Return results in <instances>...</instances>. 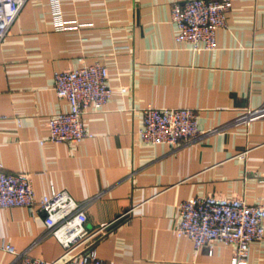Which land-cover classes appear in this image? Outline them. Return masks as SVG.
I'll return each mask as SVG.
<instances>
[{"label":"crops","instance_id":"crops-1","mask_svg":"<svg viewBox=\"0 0 264 264\" xmlns=\"http://www.w3.org/2000/svg\"><path fill=\"white\" fill-rule=\"evenodd\" d=\"M184 1L60 0L68 27L57 30L50 0H27L0 45V163L30 174L36 196L52 187L86 201V228L107 225L94 246L109 264H230L231 245L195 251L175 234L180 203L216 193L264 205V119L187 146L138 138L147 105L195 108L207 130L264 104V0H232L211 50L175 40L171 7ZM96 61L128 91L84 115L92 137L41 144L48 118L69 109L54 72ZM45 229L42 213L0 208V244L51 262L64 248ZM19 260L0 250V264ZM248 264H264V236Z\"/></svg>","mask_w":264,"mask_h":264},{"label":"built area","instance_id":"built-area-1","mask_svg":"<svg viewBox=\"0 0 264 264\" xmlns=\"http://www.w3.org/2000/svg\"><path fill=\"white\" fill-rule=\"evenodd\" d=\"M27 0H0V45ZM232 0H185L171 7V23L176 29L175 40L191 49L215 48L216 31L226 27V14ZM57 30L66 29L61 15L60 0H50ZM108 68L101 62L82 64L77 68L55 71L53 90L68 102L67 111L51 115L47 136L40 143H79L93 134L84 124V115L100 110L115 93L128 91L127 86L113 90L108 84ZM142 125L137 131L144 143L187 146L203 136L223 128L248 125L264 119V104L243 109L226 126L200 130L198 112L191 107L142 108ZM243 153L240 154V156ZM86 201H77L65 189L50 188L36 196L30 174L5 171L0 163V208L25 206L31 215L42 213L45 233L54 236L63 246L62 255L45 261L27 251L18 253L11 244H0L19 256L17 264H109L99 257L94 246L99 234L107 227L86 228ZM180 220L177 236H186L195 251L213 243L232 246L230 264H248L249 245L264 236V205L250 204L244 198L216 193L200 194L183 200L179 205Z\"/></svg>","mask_w":264,"mask_h":264},{"label":"water","instance_id":"water-1","mask_svg":"<svg viewBox=\"0 0 264 264\" xmlns=\"http://www.w3.org/2000/svg\"><path fill=\"white\" fill-rule=\"evenodd\" d=\"M124 216V214H120L117 218H116V220H115V222L117 223L122 217ZM114 222V223H115ZM111 225V224H110Z\"/></svg>","mask_w":264,"mask_h":264}]
</instances>
